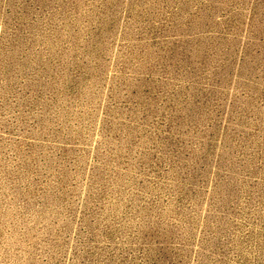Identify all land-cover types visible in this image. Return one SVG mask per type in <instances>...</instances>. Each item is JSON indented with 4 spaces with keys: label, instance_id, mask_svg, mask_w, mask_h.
Instances as JSON below:
<instances>
[{
    "label": "rangeland",
    "instance_id": "374dc122",
    "mask_svg": "<svg viewBox=\"0 0 264 264\" xmlns=\"http://www.w3.org/2000/svg\"><path fill=\"white\" fill-rule=\"evenodd\" d=\"M0 264H264V0H0Z\"/></svg>",
    "mask_w": 264,
    "mask_h": 264
}]
</instances>
